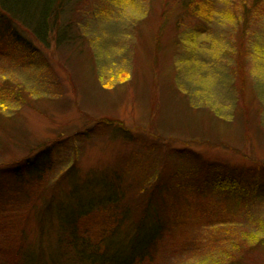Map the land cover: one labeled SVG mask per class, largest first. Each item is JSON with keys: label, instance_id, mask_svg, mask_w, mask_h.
Returning a JSON list of instances; mask_svg holds the SVG:
<instances>
[{"label": "rangeland", "instance_id": "374dc122", "mask_svg": "<svg viewBox=\"0 0 264 264\" xmlns=\"http://www.w3.org/2000/svg\"><path fill=\"white\" fill-rule=\"evenodd\" d=\"M210 2L213 13L199 18L177 0H73L65 41L42 45L18 29L39 58L0 57V83L25 100L0 108V264H61L59 228L46 220L48 245L40 239L41 202L75 191L84 203L110 197L108 171L155 141L182 154L150 153L163 181L151 186L202 214L161 232L140 264H264V0ZM39 154L55 171L21 185L10 169ZM180 166L197 170L189 179L206 186L205 198L165 188ZM226 169L247 184L231 200L212 186ZM65 263L81 264L72 253Z\"/></svg>", "mask_w": 264, "mask_h": 264}, {"label": "trees", "instance_id": "16d2710c", "mask_svg": "<svg viewBox=\"0 0 264 264\" xmlns=\"http://www.w3.org/2000/svg\"><path fill=\"white\" fill-rule=\"evenodd\" d=\"M72 1L0 0V42L5 40L0 44V57L6 56V59H10V56H16L18 52L20 61H28L31 55H34L35 59L39 58L38 52L33 50L34 48L27 40L20 37L18 29L31 31L33 37L42 45L47 43L45 41L47 38L50 39V42L52 40L58 43L65 41L67 30L62 22H65L68 11L72 10L69 8ZM177 1L183 12H188L199 18L203 14L213 13L210 0ZM66 9L69 10L66 11ZM210 18L208 20L201 19V21L207 24ZM245 50L240 42L238 54H243ZM40 64L45 65L44 62H40ZM14 99L25 103L22 91L9 87L6 81H1L0 108H7V103H13ZM1 109L0 115L3 114ZM118 122L110 121L109 123L121 127L122 124L120 122L118 124ZM139 140L147 143L143 138H139ZM163 145L156 144V141L150 142L144 146H147V149L149 146L151 149L142 152L145 147L139 148V152L133 153L130 163L127 162L122 168L114 167L111 172L108 171V178L104 179L106 182L103 181L101 186L108 187L110 197L105 196L101 201L92 199V201L84 203L80 200L78 191H75L70 195L71 198L60 193L41 202L40 239L42 243L48 245L49 240L46 238V234H42L46 220L59 228L57 231L58 242L61 247L68 249L63 248L62 254L65 257L60 260L61 264H66L65 258L69 260L70 253L81 264H140L139 261L145 260L150 255V249L161 232L181 229L188 220L195 219L202 214V210L199 208L194 209L184 203L165 201L162 199V195L167 191H164L159 184L151 186L163 181L157 179V159L154 162L145 161L150 158V153L158 152V159L166 154L163 149L169 151L168 155L173 153V156H181L182 154L179 150H171L169 146L158 151ZM40 156L39 154L33 158L27 156L22 158L18 166H15L13 170L10 169L13 178L21 181V185L38 186L44 181V178L48 177V174L55 171L53 170V161L51 159L40 160ZM28 158L32 161H28ZM141 162L143 168L140 175L143 180H141V176L137 178V173H135ZM200 167L206 173L208 163H202ZM69 171H61V175L67 176L68 179ZM233 171L226 169L222 178L212 181L213 191L230 200L233 196L237 197L240 190H244L243 187L247 186L246 183H240L243 174ZM196 174L197 170L180 166L171 173L173 184L165 188L182 196L191 195L195 198H205L208 192L206 186L191 185L195 182L189 179V176ZM125 177L129 178L131 184L124 186ZM67 183L69 182L67 181ZM81 186L87 188L85 184ZM127 189H129L131 199L133 194L131 201L127 200ZM120 197L121 200L117 201ZM70 205H73L72 208H69ZM9 225H12L11 221ZM43 231L47 230L43 229ZM21 250H24V247ZM49 258L54 260V256H49ZM27 260H23L24 264L31 263ZM55 264H59L58 261Z\"/></svg>", "mask_w": 264, "mask_h": 264}]
</instances>
